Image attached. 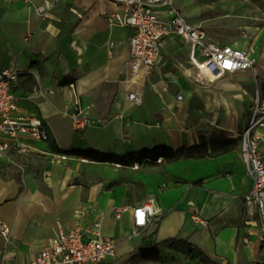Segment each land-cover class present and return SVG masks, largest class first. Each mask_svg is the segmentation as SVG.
I'll return each instance as SVG.
<instances>
[{"label": "crops", "instance_id": "1", "mask_svg": "<svg viewBox=\"0 0 264 264\" xmlns=\"http://www.w3.org/2000/svg\"><path fill=\"white\" fill-rule=\"evenodd\" d=\"M123 13L110 0H58L42 19L24 0H0V73L20 72L13 90L18 105L50 132L47 143L23 139L27 153L13 148L0 153V224L11 229L9 239L0 234V264H31L60 232L76 228L86 233L85 240L116 242L117 256L105 264H198L164 246L165 262L144 260L146 249L172 239L189 241L216 264L260 261L259 215L246 201L254 182L242 156L255 76L247 71L215 83L196 80L185 73L190 48L175 37L162 43L152 74H134L129 50L134 29L115 17ZM250 45L239 40L232 47ZM252 46L262 87L264 31ZM47 89L54 94L38 95ZM129 93L142 104L128 100ZM77 99L103 125L74 130L68 112ZM214 131L240 138V146L218 158L155 167L61 153L94 149L124 156L157 146L191 148ZM149 203L158 214L136 235L132 210ZM124 208L129 211L117 219L115 210Z\"/></svg>", "mask_w": 264, "mask_h": 264}, {"label": "built area", "instance_id": "2", "mask_svg": "<svg viewBox=\"0 0 264 264\" xmlns=\"http://www.w3.org/2000/svg\"><path fill=\"white\" fill-rule=\"evenodd\" d=\"M34 7L40 18L45 19L58 0H46L45 4L35 6L32 0H24ZM123 7V16H115L118 24L131 27L134 34L129 41L131 68L134 74L140 71L152 74L161 60V47L166 38H179L190 48L191 67L185 73L201 81L215 83L226 75L238 72H252L256 79V96L250 106L251 121L242 135V156L253 178V188L246 201L257 211L260 220L259 242L262 246V259L252 264H264V95L261 82L255 72L256 50L250 45L244 49L221 46L207 40L201 25L188 21L173 0H110ZM242 32V39H248ZM20 72L6 69L0 73V153L10 149L21 153L29 151L23 142L31 140L47 143L50 132L44 122L34 114L22 110L13 90L19 87ZM74 89L73 85L70 86ZM52 90H39V96L53 95ZM127 99L137 105L142 98L134 93ZM183 97L179 96L178 100ZM74 130L85 132L103 125L101 120L91 116L88 108L77 99L68 112ZM66 160V156H61ZM137 167V165H135ZM128 208L115 210L117 219L128 212ZM134 232L136 235L145 228L158 211L152 203L133 209ZM194 220L198 221L197 218ZM204 225L205 223L202 222ZM0 234L9 239L11 229L0 224ZM86 233L76 228L68 233L60 232L31 264H105L117 256V245L113 239L98 237L85 240Z\"/></svg>", "mask_w": 264, "mask_h": 264}, {"label": "trees", "instance_id": "3", "mask_svg": "<svg viewBox=\"0 0 264 264\" xmlns=\"http://www.w3.org/2000/svg\"><path fill=\"white\" fill-rule=\"evenodd\" d=\"M262 87L264 89V84ZM240 142V138H228L225 133L214 131L210 135H202L200 143L191 148L173 149L168 146H157L153 149L131 152L124 156L106 154L94 149L61 151V153L79 156L97 163H111L124 167H134L135 165L155 167L159 165L165 166L186 159L218 158L238 149ZM159 160H161V164L158 163ZM199 183L197 182L196 184ZM163 246L198 264H216L200 248L189 241L179 239L168 240L146 249L143 257L144 260L165 262V257L160 253V247Z\"/></svg>", "mask_w": 264, "mask_h": 264}, {"label": "rangeland", "instance_id": "4", "mask_svg": "<svg viewBox=\"0 0 264 264\" xmlns=\"http://www.w3.org/2000/svg\"><path fill=\"white\" fill-rule=\"evenodd\" d=\"M173 1L189 22L203 27L207 40L221 46L244 40L242 32L248 35L252 45L264 31V0Z\"/></svg>", "mask_w": 264, "mask_h": 264}]
</instances>
